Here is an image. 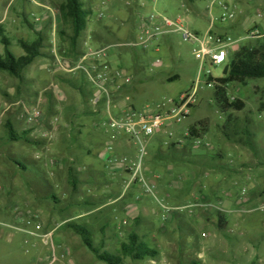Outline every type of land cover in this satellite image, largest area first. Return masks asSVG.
Listing matches in <instances>:
<instances>
[{
	"label": "rangeland",
	"instance_id": "obj_1",
	"mask_svg": "<svg viewBox=\"0 0 264 264\" xmlns=\"http://www.w3.org/2000/svg\"><path fill=\"white\" fill-rule=\"evenodd\" d=\"M81 1L93 11L100 8L107 17L101 22L91 18L78 44L79 52H83L91 36L100 46L116 43L128 36L119 38L113 35L115 27L128 26L130 31L132 8L103 6L104 0ZM167 1L158 0L152 9L150 7L149 13L172 16L170 18L187 15L193 31L200 23L198 34H204L209 28L205 1L198 0L190 4L186 0H172L176 1L172 5L173 13L166 11L169 6ZM61 4L62 0H0V25L11 41L12 53L16 57L22 56L24 52L19 42L30 43L36 33H42L43 53L47 55L37 59L28 69L25 75L27 83L21 97L17 96L18 81L7 74H0V264H104L84 247L79 236L68 226H63V222L69 218L94 212L99 205L85 195L80 196L79 192L73 193L69 184L68 169L74 165L71 158L75 156L78 160L83 157L81 152L84 151L82 143H71L64 121L65 107L78 105L80 98L76 92L58 82V78L64 75L57 71L51 59V43L56 26L60 49H68L66 38L60 35L61 31L70 34L65 30L59 15ZM182 5L187 8L183 10ZM195 14H200L201 19L194 17ZM238 15L241 16L239 9ZM251 16L247 26L251 27L257 22L260 27L252 28L249 32L259 30L263 35L264 8L254 11ZM228 34L234 38L245 35ZM163 40L159 55L137 54L138 60L135 62L131 55L123 51L114 62V65L120 64L133 76V86L126 96L134 99L135 108L142 113H171L174 104H169V101L180 103L181 96L190 93L197 82L200 63L194 57L192 47L183 44L177 36ZM253 42L249 41L244 46ZM88 44L92 45L91 42ZM239 50L232 52L229 61ZM2 53L3 46L0 43ZM157 58L162 64L160 70L153 74L149 68ZM226 66L207 67L206 70H211L212 77L219 80L224 76ZM176 75L179 80L169 83L168 80ZM228 92L230 98H239L246 104L245 112L233 111L231 114L240 120L249 119L255 152L234 145L221 136L220 130L228 116L217 107L214 86H207L203 81L190 115L179 123L169 122L166 129L158 131L154 138L144 143L146 155L142 162V176L153 187V195L146 193L147 189L136 183L129 189L134 190L129 203L131 207L139 209L141 215H150L151 223L142 225V222H137L132 225L134 230L121 232V236L115 234L106 237L94 231L95 247L100 248V242L104 241L102 251L114 253L134 231L159 253L156 260L142 264H264L260 251L264 241V211L249 213L264 205V80L252 79L247 87L234 84L228 87ZM48 95L53 96L51 101H48ZM34 108H40L45 113L51 109L50 119L28 126L26 114ZM55 118L59 119L57 124ZM199 121H207L210 125L209 132L201 139L204 144L211 145L206 152L209 155L207 163L210 165V156L217 155H221L225 161L221 169L216 164L213 166L215 169L207 170L210 172L207 173L208 181L198 180L200 184L206 185L204 188L201 185V190L192 189L193 185L188 182L184 185L185 191L180 193L173 183L169 185L164 182L170 186L176 198L175 202H169L159 195L157 190L160 183L155 176L144 173V165L148 163L149 153L162 147L165 148L163 152H166L172 143L184 137L190 125ZM8 122L19 134L30 131L28 139L36 141V144L9 143ZM94 127L100 129L90 121L85 130ZM54 129L60 133L56 140L44 136ZM170 134L172 137H169ZM123 136L131 149V157L127 159L135 163L139 160L141 149L129 137ZM52 160H62L63 168L52 166ZM170 181L173 182L172 179ZM244 190L246 194H243ZM229 201L233 202L230 207ZM203 203L213 209L209 206L199 208ZM118 206L106 207L102 214L97 215L113 213ZM217 210L227 215V229L219 228ZM115 215L118 216L106 222L112 229L123 222L122 211ZM74 223L82 222L74 220ZM48 234H52V237L45 238Z\"/></svg>",
	"mask_w": 264,
	"mask_h": 264
},
{
	"label": "built area",
	"instance_id": "obj_2",
	"mask_svg": "<svg viewBox=\"0 0 264 264\" xmlns=\"http://www.w3.org/2000/svg\"><path fill=\"white\" fill-rule=\"evenodd\" d=\"M158 0H144L143 6L147 4L154 6ZM189 3L198 0H186ZM207 2V13L210 20L209 28L204 34H198L191 29L189 17L181 14L176 18H170L159 13H139L135 16L130 33L125 39L118 42L100 46L89 37L86 42L83 54L78 59L66 57L65 51H62L58 45L55 31L51 43V54L54 58V65L62 75H78L82 73L93 89L92 105L100 113L98 126L105 134L125 135L141 149L140 157L137 162H130L127 158L118 159L119 162L130 172V183L128 188L133 184H140L147 189L148 194L153 195V187H150L142 176L143 157L146 155L145 141L151 140L158 131L167 128L169 122L179 123L182 119L190 115V111L196 103L197 95L202 88L203 81L207 86H214L210 82L212 77L211 70L207 67L218 68L229 62L230 55L234 50L240 49L245 43L257 40L263 35L259 30L251 31L243 37L234 38L228 33L216 34L215 27L217 24L228 26L235 24L238 20V8L225 0H205ZM36 4V3H35ZM135 5L134 0H104L103 6H124L132 8ZM185 10L186 5L181 7ZM215 9L220 11L218 16L215 15ZM106 15L99 8L93 11L91 18L98 21L106 19ZM261 17V16H260ZM39 22V19H36ZM124 27H115V35L122 34ZM177 36L183 44L191 46L194 57L199 61L200 68L195 87L190 93L181 96L180 103L169 101L174 104L171 113L146 114L135 108V101L131 96H126V92L133 86V76L120 67V64L114 65L123 51L128 54H154L161 53V40L166 37ZM91 42L92 45H89ZM162 61L156 59L150 66V72L155 74L160 68ZM26 120L28 126H35L42 122L44 117L40 108H34L27 111ZM57 124L58 118L54 119ZM37 130H35V133ZM45 137L57 139L60 136L59 130L54 129L46 132ZM169 137H172L170 134ZM189 137L187 131L183 138L172 144L184 145L186 138ZM198 147L210 148L211 145L203 143L201 139L194 141ZM113 152V148H110ZM52 166L63 168L62 160H52ZM247 191L244 190L243 194ZM207 203H203L199 208L205 209ZM212 208V206H209ZM213 209V208H212ZM225 213L224 211L217 210ZM264 211V205L249 211ZM52 237L48 234L45 238Z\"/></svg>",
	"mask_w": 264,
	"mask_h": 264
},
{
	"label": "trees",
	"instance_id": "obj_3",
	"mask_svg": "<svg viewBox=\"0 0 264 264\" xmlns=\"http://www.w3.org/2000/svg\"><path fill=\"white\" fill-rule=\"evenodd\" d=\"M135 11L132 17L135 18ZM60 18L63 21L65 30L61 31L62 38H66L68 49L65 50L66 57L78 59L83 52L78 51V44L83 33L86 31L88 24L93 15L92 8H87L81 0H62L59 9ZM250 45H243L240 50L235 53L228 62L229 71L226 76L219 80L210 79L214 84V100L220 112L227 114V121L222 126L220 133L227 141L234 145H239L255 152V143L253 142V134L251 132V123L248 118L240 120L234 117L231 112L235 111L243 113L246 111V104L242 100L230 98L228 87L234 84L247 87L252 79L264 80V34L263 37L253 40ZM251 42V41H250ZM0 43L3 46V53L0 54V74H7L16 79L19 83L17 88V96H22V89L27 83L25 77L28 69L39 58H45L47 55L43 53L44 37L42 33H36L35 39L27 43L20 41L19 46L24 52L20 57H16L10 50L11 41L7 33L0 25ZM133 59L138 57L137 54H129ZM51 59L54 60L51 55ZM179 80V76L168 80L173 83ZM58 82L65 87L70 88L79 96L78 105H68L64 111V121L66 131L69 134L72 144L82 143L83 131L87 123L92 121L94 125H98L100 113L92 105L93 89L82 73L78 75H64L58 78ZM52 95H48V101H51ZM49 111L43 113V121L49 120ZM42 121V122H43ZM8 131L9 143H29L36 144V141H30L29 132L17 133L12 123L6 124ZM210 125L207 121H199L188 129L189 137L186 138L184 145L172 144L166 151L159 154L164 163H169L175 167H180L186 170H191L195 174H200L201 169L204 171L213 168L214 165L222 168L224 158L221 155L209 158L207 163L206 154L207 148L198 147L194 141L202 139L209 132ZM199 168V169H198ZM215 169V168H213ZM218 169V168H217ZM200 172V173H199ZM69 184L71 190L76 192L78 188L77 172L73 168L68 169ZM216 217L221 230L227 229V215L217 211ZM65 226L80 237L84 247L99 261L104 264H142L148 261H153L158 258V251L144 242L136 233H131L126 242L120 244L119 248L114 253L104 252V241L100 242V248L95 247L94 230L86 224L68 223Z\"/></svg>",
	"mask_w": 264,
	"mask_h": 264
},
{
	"label": "crops",
	"instance_id": "obj_4",
	"mask_svg": "<svg viewBox=\"0 0 264 264\" xmlns=\"http://www.w3.org/2000/svg\"><path fill=\"white\" fill-rule=\"evenodd\" d=\"M134 1H135V5L134 7H132L131 12L137 10L134 12L135 16L142 12L144 14H148L150 7L151 9L153 7V6H149L148 4L146 6H143L144 0H134ZM170 1L169 0L167 1L169 6L166 8V11L169 13L174 11L172 5H174L176 2V1H172L173 2L172 3ZM201 1H205V0H201ZM227 2L238 7L241 16L239 17V19L235 24H231L228 26H222L220 24H217L215 27L216 34L234 33L236 35L243 36V33L247 34L252 28L260 27V25H258L257 22H254L251 27H248L247 23L251 21L252 19L251 14L254 11H260L262 8H264V0H227ZM194 3L195 2H192L190 4H194ZM205 3L207 2L205 1ZM219 14L220 11L218 9H215V15L218 16ZM194 17L201 19L200 14H195ZM133 22H134V18L131 17L130 27L133 25ZM199 24L200 23L198 22L197 24L198 28L195 30L197 33H200V29H201ZM124 29L125 31L122 34L118 35L119 38L129 35L128 33H130V31L128 30V26L127 27L124 26ZM56 32H57V26H56ZM113 36L115 37L117 35H113ZM169 38L170 37H166L165 40H169ZM159 70L160 69H158V71ZM233 99L235 98L233 97ZM191 126L193 125H190L188 129ZM94 129L93 128L92 130L91 128L89 130L84 129L82 136V146H83L82 150L84 152L81 153L83 157L85 156V158L83 159V157H79L77 160L75 156L72 157L71 161L74 162V165L71 168H74V170L77 172L78 188L76 192H79L80 196L85 195L86 198H89V200L98 204L99 207L94 212H88V213H84L83 215H79L78 217L75 218H69L68 220L63 222V226H65L68 223H74V220H78L82 222L80 224L88 225L94 231L96 232L98 231L100 235L111 237L112 235L117 234L118 236L119 235L121 236V232L124 233L125 231L128 232L130 230H134L132 227L133 224L136 225L137 222H142V225H147L151 223L152 219L148 214L144 213V215H141L142 214L141 211L135 207H131L129 203L134 192V190L132 189H131L132 191L129 190L133 185H131L128 188L131 179L130 172L118 160L121 158L131 157L130 154L131 149L128 145L127 140L123 135H115L112 133L105 134L103 132L102 133L100 132L101 129L98 130L95 127ZM110 148H113V152L110 151ZM164 150L165 148L162 147L149 153L147 159L148 163L144 165V173L146 175L152 173L151 175H154L157 181L160 183L159 189L157 190L159 195L162 196L164 199L168 200L169 202L176 201V198L174 197L173 192L170 189V186L168 187L167 184H165L164 182H167L169 185L173 183L176 189L180 191V193L182 191H185L184 185L188 182L190 183V185H193L192 189L195 188L197 190H201L202 188L200 186L202 184H200L199 182L201 180L205 182L208 181L209 175L207 173L210 172L208 171L201 172L200 173L201 176H200L195 174L191 170H184L183 168L178 169L172 164L164 163L159 156V154L162 153ZM159 162L160 164H158ZM198 176L200 177L197 178ZM166 177L172 179L173 182H171L170 179H168L169 181H166L167 180ZM165 178L166 180L164 181ZM198 180L200 181L198 182ZM202 186L203 188L206 187V185H202ZM192 189L190 190L189 193H191ZM216 194L217 193H215L214 195ZM70 202H72V200ZM231 205H233V202L229 201L228 207H230ZM111 206H118L119 208L113 213H108L106 215H97V214H102V212L104 211V209H106V207H111ZM121 211L124 214V216H122L123 222L121 223L120 226L116 225L114 226L113 229L110 228L106 222L109 223L110 219H114V216L117 217L118 215L115 214ZM56 229H54L53 231L55 232ZM133 232L134 231H132L131 233ZM123 242L125 241H122V243ZM260 251L263 254L262 258H264V241H262L260 245Z\"/></svg>",
	"mask_w": 264,
	"mask_h": 264
},
{
	"label": "water",
	"instance_id": "obj_5",
	"mask_svg": "<svg viewBox=\"0 0 264 264\" xmlns=\"http://www.w3.org/2000/svg\"><path fill=\"white\" fill-rule=\"evenodd\" d=\"M228 71H229V66H227V67L225 68L224 76H226V75L228 74Z\"/></svg>",
	"mask_w": 264,
	"mask_h": 264
}]
</instances>
